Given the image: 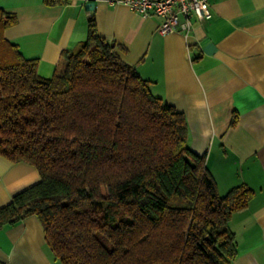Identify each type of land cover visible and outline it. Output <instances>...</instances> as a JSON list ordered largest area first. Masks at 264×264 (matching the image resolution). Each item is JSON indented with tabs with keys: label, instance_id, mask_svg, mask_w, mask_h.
Listing matches in <instances>:
<instances>
[{
	"label": "trees",
	"instance_id": "16d2710c",
	"mask_svg": "<svg viewBox=\"0 0 264 264\" xmlns=\"http://www.w3.org/2000/svg\"><path fill=\"white\" fill-rule=\"evenodd\" d=\"M15 22L0 8V156L32 164L39 179L0 206V227L36 216L62 264H229V222L252 191L218 192L184 114L93 17L49 77L5 38Z\"/></svg>",
	"mask_w": 264,
	"mask_h": 264
},
{
	"label": "crops",
	"instance_id": "0c3cea01",
	"mask_svg": "<svg viewBox=\"0 0 264 264\" xmlns=\"http://www.w3.org/2000/svg\"><path fill=\"white\" fill-rule=\"evenodd\" d=\"M87 1L0 0L16 17L4 36L49 77L60 53L85 40L93 17L152 92L184 114L189 146L204 156L218 192L241 184L252 191L229 222L236 243L229 264H264V0H208L211 17L187 33H160V17L120 2L95 0L87 9ZM38 179L32 164L0 156V206ZM0 264L62 263L30 215L0 227Z\"/></svg>",
	"mask_w": 264,
	"mask_h": 264
},
{
	"label": "built area",
	"instance_id": "2783aa9c",
	"mask_svg": "<svg viewBox=\"0 0 264 264\" xmlns=\"http://www.w3.org/2000/svg\"><path fill=\"white\" fill-rule=\"evenodd\" d=\"M120 2L142 15L161 18L157 25L160 33H187L195 20L206 21L211 17L208 0H106Z\"/></svg>",
	"mask_w": 264,
	"mask_h": 264
},
{
	"label": "water",
	"instance_id": "95a60500",
	"mask_svg": "<svg viewBox=\"0 0 264 264\" xmlns=\"http://www.w3.org/2000/svg\"><path fill=\"white\" fill-rule=\"evenodd\" d=\"M95 0H88L86 3V8L87 9H92L94 7Z\"/></svg>",
	"mask_w": 264,
	"mask_h": 264
}]
</instances>
